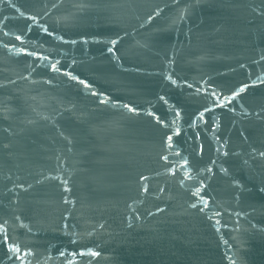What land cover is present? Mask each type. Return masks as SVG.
Returning a JSON list of instances; mask_svg holds the SVG:
<instances>
[{
  "label": "water",
  "instance_id": "water-1",
  "mask_svg": "<svg viewBox=\"0 0 264 264\" xmlns=\"http://www.w3.org/2000/svg\"><path fill=\"white\" fill-rule=\"evenodd\" d=\"M0 264H264V0H0Z\"/></svg>",
  "mask_w": 264,
  "mask_h": 264
},
{
  "label": "snow or ice",
  "instance_id": "snow-or-ice-1",
  "mask_svg": "<svg viewBox=\"0 0 264 264\" xmlns=\"http://www.w3.org/2000/svg\"><path fill=\"white\" fill-rule=\"evenodd\" d=\"M17 39H20V37L17 36ZM113 43H115V41H113ZM110 51H111V49H110ZM74 78H75V77H74ZM81 83H84V82L81 81ZM243 91H244V88H243V87L239 89V92H243ZM238 94H239V93H237V95H238ZM5 242H6V241H5ZM10 251H19V249H10ZM92 255H97V253L93 252Z\"/></svg>",
  "mask_w": 264,
  "mask_h": 264
}]
</instances>
